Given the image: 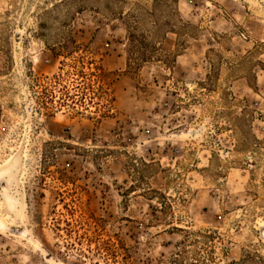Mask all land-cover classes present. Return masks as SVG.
<instances>
[{"label":"rangeland","instance_id":"374dc122","mask_svg":"<svg viewBox=\"0 0 264 264\" xmlns=\"http://www.w3.org/2000/svg\"><path fill=\"white\" fill-rule=\"evenodd\" d=\"M0 264H264V0H0Z\"/></svg>","mask_w":264,"mask_h":264}]
</instances>
